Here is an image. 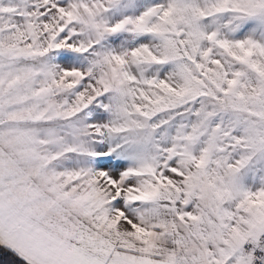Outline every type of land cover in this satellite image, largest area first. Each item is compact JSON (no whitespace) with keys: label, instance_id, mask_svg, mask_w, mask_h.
Instances as JSON below:
<instances>
[{"label":"snow or ice","instance_id":"1","mask_svg":"<svg viewBox=\"0 0 264 264\" xmlns=\"http://www.w3.org/2000/svg\"><path fill=\"white\" fill-rule=\"evenodd\" d=\"M0 264H264V0H0Z\"/></svg>","mask_w":264,"mask_h":264}]
</instances>
